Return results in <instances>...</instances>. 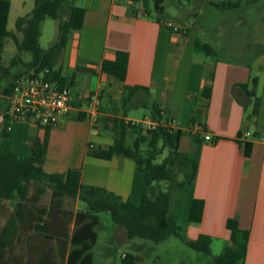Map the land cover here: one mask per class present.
Segmentation results:
<instances>
[{"label":"crops","instance_id":"obj_1","mask_svg":"<svg viewBox=\"0 0 264 264\" xmlns=\"http://www.w3.org/2000/svg\"><path fill=\"white\" fill-rule=\"evenodd\" d=\"M34 1L9 0V15L14 2L19 11L28 9L26 15ZM190 1L197 10L165 16L163 9L146 15L141 0H77L85 9L83 24L70 30L53 65L70 88L72 106L57 126L48 128L43 168L51 173L79 169L82 184L139 204L145 176L134 161L118 155L95 158L87 151L90 146L106 149L112 144L107 125L116 110L118 116L124 111L120 106L124 86L146 87L148 95L137 92L127 105L125 120L139 121L127 116L130 108L156 103L161 123L185 131L178 151L197 162L195 179L173 196L172 209L183 232L195 228L190 239L208 235L211 247L220 240L222 251L233 246L226 222L236 219L248 231L244 264H264V0ZM220 1L238 2V7L214 6ZM161 19L174 21L181 30L162 25ZM196 41L209 43L216 55L196 52ZM118 51L128 53L123 82L101 70L102 62L113 60ZM205 86L210 87L208 99L202 95ZM5 95L0 90V111ZM91 95L101 103L94 122L87 113ZM193 119L212 140L202 135L198 142L192 139ZM142 123L155 124L150 111ZM45 129L18 121L9 132L1 131L0 139L8 140L12 152L23 154L28 141L42 137ZM195 198L204 201L197 224L189 222ZM20 220L21 226L9 231V264H67L69 254L79 247L71 243L76 225L68 233L55 226L50 229L40 215ZM124 236V230H114L109 248L115 241L125 243ZM97 239L96 232L93 247Z\"/></svg>","mask_w":264,"mask_h":264},{"label":"trees","instance_id":"obj_2","mask_svg":"<svg viewBox=\"0 0 264 264\" xmlns=\"http://www.w3.org/2000/svg\"><path fill=\"white\" fill-rule=\"evenodd\" d=\"M77 0H35L32 10L16 19V31L7 29L10 10L9 0H0V86L4 93L10 91L11 81L7 78L18 77L23 73L38 75L45 69L47 78H57L61 85H65L63 78L53 69L55 60L65 45L69 32L80 29L83 24L85 9L76 4ZM146 15L151 8L155 13H161L165 0H141ZM217 8L228 9L238 7V2L220 1L214 4ZM57 21L56 40L47 48L41 47V24L47 19ZM13 40L18 53L8 66L2 65V52L4 39ZM194 49L207 57L216 55L215 49L207 42L196 41ZM22 53H29L30 58L24 61ZM128 53L118 51L113 60H104L101 70L120 82L125 79ZM3 81V82H2ZM254 84V81H253ZM245 89V86L242 85ZM142 91L146 95V87L134 85L124 86V93L120 106L124 109L121 116L117 110L110 119L107 128L112 133V144L108 148L89 147L87 155L95 158L109 160L114 155L134 161L137 170L144 173V189L141 202L134 204L129 200H122L120 196L108 192L99 186L84 185L81 183L79 169H70L66 173H51L43 168L48 143L46 128L42 137L30 139L25 145V152L17 154L10 150L7 139H0V201L17 199L25 202L28 197L29 185L32 181L48 184L55 194L71 198H79L85 202L84 213L89 219H78L71 238L73 245L79 247L73 250L68 257L67 264H91L90 252L96 240L95 228L98 225L97 215L107 212L114 225L122 228L127 239L139 238L159 243L174 235L184 241L191 249L211 255V238L200 234L194 239L186 238L183 229L176 219L172 209L175 192L189 185L196 177L197 162L193 156L178 151V140L185 134L182 130H173L164 127L161 122V110L154 102H145L155 125L151 129H143L142 125H134L125 120L127 105L133 96ZM205 99L210 96V87L202 89ZM195 119L192 120V124ZM129 131L135 134L130 144H127ZM0 131V136H1ZM189 133V132H188ZM195 142L200 134L189 133ZM143 145L145 147L143 148ZM167 150L160 161L157 157ZM179 169L181 178H175L176 169ZM165 183L166 185H163ZM204 201L193 199L189 210V222L197 224L201 221ZM226 228L233 246L225 247L218 255L212 257V264H244L248 231L241 229L236 219H228ZM121 264H137V257L132 253H124Z\"/></svg>","mask_w":264,"mask_h":264},{"label":"rangeland","instance_id":"obj_3","mask_svg":"<svg viewBox=\"0 0 264 264\" xmlns=\"http://www.w3.org/2000/svg\"><path fill=\"white\" fill-rule=\"evenodd\" d=\"M179 2L182 5H179ZM78 5V2L76 1ZM142 5V1H141ZM152 14L155 11L151 8ZM24 9L19 11L15 2L12 5L10 15H8L7 29L16 31V19L19 14H25ZM164 15H175L179 11L192 12L197 10L194 2L190 0H165L163 3ZM24 12V13H23ZM56 20L47 18L41 24V36L39 43L41 47L47 48L54 37L56 36ZM18 53V50L12 39L6 37L4 39V48L1 55L2 65L8 66L13 57ZM24 61L30 58L29 53H22ZM3 72L0 71V75ZM32 74V73H23ZM13 80L7 78V83ZM3 82V81H2ZM0 86V90H1ZM149 115V111L142 107L130 108L127 116L140 121V125L145 129L142 123L145 116ZM135 134L129 131L127 136V144H130L134 139ZM145 145H143V148ZM165 155L157 157L160 161ZM175 178H181L179 169H176ZM163 185H166L163 183ZM86 208L85 202L81 201L78 197L71 198L65 195L55 194L52 188L46 183L32 181L29 185L28 197L25 202H20L17 199L11 202L0 201V264H9V231L14 227L21 226L20 219H35L40 215L47 219V225L57 227L60 231L70 233L76 225L78 219H89V216L84 213ZM98 225L95 228L97 232V242L92 249L93 264H121V258L124 253H132L137 257V264H212V257L221 252L220 240H214L211 247V255H205L197 252L187 246L184 241L174 235L169 236L167 239L155 243L150 240L133 238L127 239L124 236L125 243L117 244L115 241L112 248H109L111 237L114 230L118 229L111 221L107 212H100L98 215ZM30 226V225H29ZM121 231L122 228H119ZM18 230V228H17ZM195 228H190L185 231L186 238H193ZM61 261L60 264H62Z\"/></svg>","mask_w":264,"mask_h":264},{"label":"built area","instance_id":"obj_4","mask_svg":"<svg viewBox=\"0 0 264 264\" xmlns=\"http://www.w3.org/2000/svg\"><path fill=\"white\" fill-rule=\"evenodd\" d=\"M130 3H132L130 1ZM141 14L138 12V15ZM146 14V13H145ZM160 23L173 31H180L181 27L172 20L161 19ZM45 69L38 75L22 74L11 81L10 91L6 93V105L0 111V131L9 132L12 124L18 121L29 122L38 126L52 128L57 126L62 117L72 106V96L67 85H61L57 78H47ZM101 103L97 95L88 99L87 113L89 118L96 120L100 113ZM139 125L140 121H132ZM171 128V123H161ZM155 124H148L145 128L151 129ZM192 134L202 135L204 140L210 141L212 137L200 123L191 125ZM248 133L244 134L247 137Z\"/></svg>","mask_w":264,"mask_h":264}]
</instances>
